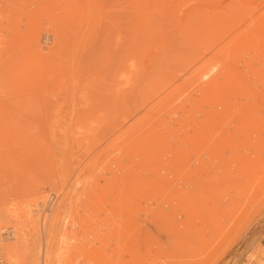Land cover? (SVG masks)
Listing matches in <instances>:
<instances>
[{"label": "rangeland", "instance_id": "obj_1", "mask_svg": "<svg viewBox=\"0 0 264 264\" xmlns=\"http://www.w3.org/2000/svg\"><path fill=\"white\" fill-rule=\"evenodd\" d=\"M261 13L264 14V0H0V219H7L11 214L8 217L6 214L12 211L21 215L30 213L38 232L36 264H40L44 254L47 257L48 248L52 264L262 263L264 123L254 131L253 126L240 129L235 117L237 108L240 112L244 110L243 106L251 104L253 97L255 112L264 113ZM252 25L256 28L251 30ZM255 32L261 35L260 40ZM249 34L253 37H248ZM44 35L49 37L46 42ZM256 44L262 49L256 48ZM197 54V61L185 68ZM117 67L123 68L118 71ZM211 75H216V81L213 89L207 91L214 92H209L212 95L206 92L204 96L206 90L201 87H205ZM215 82L222 84H217V88ZM163 85L150 101H142L146 93ZM220 88L225 89L223 94L227 96L220 98L222 94L216 92ZM173 89L176 90L170 94ZM237 96L240 100H234ZM163 98L167 100L162 101ZM195 98L203 100L197 99V103ZM226 98L236 102L235 111V106L229 107L234 103L226 102ZM239 103L244 105L241 107ZM221 105H228L233 112L226 110V114H221ZM168 124L173 129L169 130ZM156 129L168 133L161 142L158 141L161 136L158 140L149 136ZM196 133L203 134L198 137ZM251 134L260 136L256 144L249 138ZM148 138L152 142L155 139L159 147L154 152L149 143L154 153L144 156L140 149L151 150L146 145ZM195 140L202 142L196 141L197 156L205 157L199 148L213 145L220 156L223 152L224 159L228 158L227 163L223 158L221 162L195 158L196 153L188 149L194 147ZM184 142L192 143L184 146L188 154L182 147ZM1 147L7 153H2ZM182 168L183 172H177ZM109 179H114L113 183ZM243 189L247 190L245 196ZM51 193L56 200L45 215L47 224L42 231L40 200L45 203ZM252 196L254 201L248 200ZM238 197L248 200L246 213L239 211L243 207L233 208ZM161 201H166L165 207ZM28 203L29 208L26 206L22 211V205ZM158 204L164 208V222L160 223V218L158 223L164 224L165 232L162 233L160 225L151 224L148 230L154 236L147 230L150 239L144 235L146 231L143 234L141 225L144 216L153 217L156 207L161 209ZM13 206L19 209H10ZM229 212L234 218L231 215L232 220L224 223ZM133 215L138 222L132 219ZM130 221L135 229L127 227L135 231L134 235L131 231L127 234L132 238L127 239L129 236L123 233L122 237L118 235L123 224ZM214 227L220 229L219 233L211 241H204L207 231ZM133 238L139 244L136 245L140 253L136 254L140 257L130 255L133 250L122 249L124 244L128 248L129 243L135 248ZM120 239L126 242L122 244ZM5 245L0 241L4 257L12 261L7 257Z\"/></svg>", "mask_w": 264, "mask_h": 264}, {"label": "bare ground", "instance_id": "obj_2", "mask_svg": "<svg viewBox=\"0 0 264 264\" xmlns=\"http://www.w3.org/2000/svg\"><path fill=\"white\" fill-rule=\"evenodd\" d=\"M250 12H252V11H250ZM246 13H247V12H245L244 14H245L246 16H248V14H246ZM249 14H250V13H249ZM261 15H262L261 18H260V16H259V19H260V20H261V19H264V14L261 13ZM257 19H258V18H257ZM257 19H255V20H257ZM242 20H243V19H242ZM260 20H259V21H260ZM253 22H255V21H253ZM256 22H258V20H257ZM260 22H261V21H260ZM258 23H259V22H258ZM251 24H253V23H251ZM251 24H250V26H251ZM259 24H260V27H261V26H262L261 23H259ZM253 25L255 26L256 23H254ZM253 25H252L253 28L251 27V30L254 29V28H256V27H254ZM257 26H258V28H259V25H258V24H257ZM232 27H233V26H232ZM248 27H249V26H248ZM229 29H230V28H229ZM262 29H264V27H262ZM262 29H261V30H262ZM231 30H232V29H231ZM258 30H259V29H258ZM227 31H228V30H227ZM229 32H230V31H228V33H229ZM252 32H254V31H252ZM258 32H259V31H258ZM221 33H222V31H221ZM256 34H257V33L255 32V35H256ZM252 35H254V34L252 33ZM252 35L249 34L248 37H250V36H252ZM258 35H259V34H258ZM258 35H256V36H258ZM240 36H242V35H240ZM260 36H261V35H260ZM260 36H258V37H259V40L261 39ZM43 37H44L43 40H44L45 42H46V41L48 40V38H49L48 35H46L47 38H45V35H44ZM252 37H253V36H252ZM261 37L264 38V35H262ZM237 39H238V38H237ZM242 39H244V37H243ZM246 39L249 40L250 38H247V37H246ZM246 39H245V40H246ZM215 40H216V38H215ZM238 40H239L240 42L243 41V40H242V41L240 40V37H239ZM239 41H238L237 44L235 43V46L239 44ZM250 41H251V40H250ZM260 41H264V39H262V40H260ZM231 42H233V41H231ZM236 42H237V41H236ZM247 42H249V41H246V44H247ZM251 42H253V41H251ZM251 42H250V43H251ZM258 42H259V41H258ZM229 43H230V42H229ZM244 43H245V41H244ZM244 43H243V44H244ZM250 43H248V46H250ZM261 43L264 44V42H261ZM210 44H212V43H210ZM210 44H209V46H210ZM227 44H228V43H227ZM227 44H226V45H227ZM230 44H231V43H230ZM230 44L228 45V46H230L229 48L233 49V48H232V45H230ZM232 44H233V43H232ZM240 44H242V43H240ZM246 44H245V46H247ZM252 44H254V43H252ZM257 44H258V43H257ZM257 44H256V48H260V50H261L262 48H261V47H257ZM226 45H225V47H226ZM254 45H255V44H254ZM254 45H253V46H254ZM259 45H261V44H259ZM242 46H243V45H242ZM248 46H247V47H248ZM253 46H252V47H253ZM233 47H234V46H233ZM237 47H238V46H237ZM254 47H255V46H254ZM206 48H207V47H206ZM223 48H224V47H223ZM223 48H222V49H223ZM227 48H228V47H227ZM242 48H243V47H241V45H240V49H241V50H242ZM250 48H251V46H250ZM243 49H244V48H243ZM251 49H254V48H251ZM250 51H252V50H250ZM249 53H250V52H249ZM257 53H258V52H257ZM257 53H256V54H257ZM200 54H202V53H200ZM200 54H199V55H200ZM259 54H260V53H259ZM259 54H258V55H259ZM258 55H257V57H258ZM260 55H261V54H260ZM253 56H254V55H253ZM198 57H199V56H198V54H197V55L195 56V58H193L192 60H190V61L188 62L189 64L186 65L187 67H186V66H184V67H185V68H188V65H192V64H190V63H191V62L193 63V62L197 61ZM261 57H264V54H262ZM261 59H262V58H261ZM184 65H185V64H184ZM120 68H123V67H117L116 70L118 69V71H119ZM185 68H183V69H185ZM181 69H182V68H181ZM220 70H221V69H220ZM225 70H226V69H225ZM213 71H214V70H213ZM182 72H183V70H182ZM212 73H213V72H212ZM212 73H211V74H212ZM215 73H216V72H215ZM218 73H220V72H218ZM216 74H217V73H216ZM221 74H222V73H221ZM208 76H209V75H208ZM211 76H212V75H211ZM214 76H216V75H214ZM214 76H212L211 78L209 77L210 80H207V82L204 84L205 87H201V86H200L201 88H205V90H206V91H204L205 93H203L204 96H205L206 92H208V93H209V92H210V93L214 92V91H207V89H211V88H212L214 80L216 81V79L214 78ZM218 76H220V75L218 74ZM172 78H173V77H172ZM172 78H171V79H172ZM206 78H207V77H206ZM206 78H205V79H206ZM222 78H223V77H222ZM224 78H225V77H224ZM168 79H169V77H168ZM168 79H167V83L170 84V81H168ZM218 79H219V78L217 77V80H218ZM203 80H204V79H203ZM228 80H229V79H228ZM219 81H220V80H219ZM223 81L225 82L226 80H223ZM163 82H164V81H163ZM217 82H218V81H217ZM225 83H227V82H225ZM160 84H161V83H160ZM165 84H166V83H164V85H165ZM210 84H211V85H210ZM215 84H216V82H215ZM215 84H214V85H215ZM217 84L219 85V84H222V83H217ZM217 84H216V85H217ZM228 84H229V83H228ZM161 85H162V84H161ZM164 85H163L162 87H160L159 89H157V90H151V91L148 92V94L146 93V96L144 97V100H142V101H145V100H147V99L149 100V98H153L152 96L155 95L156 92L160 91V89L162 90V88H164ZM197 85H198V84H195L194 87H197ZM206 85H208V88H207ZM209 85H210V86H209ZM216 85H215V87L218 86V85H217V86H216ZM226 85H227V84H226ZM232 85H233V83H232ZM232 85H231V86H232ZM200 87H199V88H200ZM210 87H211V88H210ZM215 87H214V88H215ZM220 87H221V86H220ZM223 87H224V86H223ZM199 88H198V89H199ZM217 88H219V86H218ZM217 88H215V89H217ZM224 88H225V87H224ZM224 88H222V90H221V88H220L219 90L216 91L217 94H220V93L222 94V95L220 96V98H221V97L223 98V96H227V95H224V94H223V93H224V90L226 89V88H225V89H224ZM155 89H156V88H155ZM176 89H177V87H176ZM176 89H173V90L170 92V94L173 93V91H175ZM193 89H194V88H193ZM212 89H213V88H212ZM212 89H211V90H212ZM229 89H231V88H229ZM199 90H201V89H199ZM202 90H203V89H202ZM195 91H196V90H194V92H195ZM220 91H221V92H220ZM218 92H219V93H218ZM158 93H159V92H158ZM180 93L182 94V92H180ZM198 93H199V92H197V94H198ZM210 93H209V94H210ZM227 93H228V92H227ZM261 93H262V92H261ZM200 94H201V96H202V93H201V92H200ZM217 94H216V95H217ZM238 94H239V93H238ZM258 94H259V93H258ZM262 94H264V93H262ZM156 95H157V93H156ZM156 95H155V96H156ZM178 95H179V93H178ZM178 95H177V96H178ZM192 95H193V94H192ZM192 95H191V96H192ZM210 95H212V94H210ZM213 95H214V93H213ZM236 95H237V92H236ZM239 95H240V94H239ZM172 96L174 97V96H176V95H172ZM185 96H186V95H185ZM191 96H190V97H191ZM199 96H200V95H199ZM218 96H219V95H218ZM233 96H234V95H233ZM240 96H241V95H240ZM165 97H166V96H165ZM167 97H168V96H167ZM167 97H166V98H167ZM180 97H181V96H180ZM183 97H184V96H182V98H183ZM190 97H189V98H190ZM202 97H203V96H202ZM212 97H213V96H212ZM214 97H216V96L214 95ZM237 97H239V96H237ZM241 97H243V96H241ZM257 97H259V96H257ZM166 98H165V99H166ZM170 98H171V97H170ZM182 98H181V99H182ZM231 98H232V97H231ZM231 98H230V99H231ZM234 98H236V97H234ZM243 98H245V97H243ZM253 98L255 99V97H253ZM165 99H164V98H163V100L160 99V101H161V100L164 101ZM171 99H172V98H171ZM171 99H169V101H170ZM183 99H184V98H183ZM190 99H191V98H190ZM190 99H189V100H190ZM197 99H201V98H197ZM197 99L195 98V101H196V102L198 101ZM203 99H204V97H203ZM203 99H201V100H203ZM210 99H211V98H210ZM216 99H217V97H216ZM226 99H227V98H226ZM230 99H229V100L227 99L226 102H233V103H234V101H233V100H230ZM237 99L240 100V97H239V98H236V99H234V100H237ZM251 99H252V98H251ZM254 99H253V100H254ZM166 100H167V99H166ZM204 100H205V99H204ZM212 100H213V99H212ZM218 100H219V98H218ZM224 100H225V99H224ZM242 100H244V99H242ZM246 100H247V99H246ZM248 100H249V99H248ZM248 100H247V102H249ZM253 100L251 101V104H250V102H249V104L246 105V106H248V109H247L246 106H243L245 109L242 110V111H244V112H242V111L240 112V110H239L240 108H237L238 110H236V111H238V112H237L238 114L235 112V117H236V119H237L236 122H237V125L240 127V129H246V128L249 127V126H253L252 129H251V131H254L258 126H260L262 123H264V113H261L262 111L259 112V113H261V114H259L258 112H255L256 107H255V104H254V101H253ZM149 101H150V100H149ZM149 101H148V102H149ZM160 101H159L158 103H160ZM162 101H161V103H162V105H164ZM180 101H181V100H180ZM184 101H185V100H184ZM199 101H200V100H199ZM205 101H206V100H205ZM208 101H210V100L208 99ZM216 101H217V100H216ZM221 101H222V99H221ZM257 101H258V100H257ZM257 101H256V102H257ZM178 102H179V100H178ZM178 102H177V103H178ZM182 102H183V101H182ZM185 102H186V101H185ZM185 102H184L183 104H185ZM193 102H194V101H193ZM200 102H202V101H200ZM200 102H199V103H200ZM206 102H207V101H206ZM210 102H211V101H210ZM259 102H260V105H261V104H262L261 101H259ZM259 102H257V104H258ZM140 103H141V102H140ZM180 103H181V102H180ZM187 103H188V102H187ZM189 103H190V102H189ZM197 103H198V102H197ZM207 103H208V102H207ZM207 103H206V104H207ZM235 103H236V102H235ZM235 103H234V104H230L229 107H231V105H232L231 108L233 109V106H235ZM181 104H182V103H181ZM203 104H204V102H203ZM217 104H218V103H217ZM219 104H220V103H219ZM221 104H222V103H221ZM226 104H228V103H226ZM237 104H238V101H237ZM239 104H240V106H241L242 103H239ZM245 104H246V103H245ZM155 105H157V103H156ZM155 105H154V106H155ZM193 105H194V104H193ZM201 105H202V104H201ZM242 105H244V104H242ZM135 106H137V105L135 104ZM157 106H158V105H157ZM188 106H190V105H188ZM216 106H218V105H216ZM240 106H239V107H240ZM256 106H257V105H256ZM151 107H153V106H151ZM151 107H150V108H151ZM161 107H162V106H160L159 109H160ZM182 107H183V106H182ZM209 107H210V106H209ZM223 107H224V109H223ZM229 107H228V105H227V107H225V105H224V106L221 105V107H220L221 110L219 109V110H220L219 112H222L221 114H223L224 112L227 113L226 110H228L229 113H230V112H231V108H229ZM241 107H242V106H241ZM260 107H261V106H260ZM157 108H158V107H157ZM157 108H156V110H157ZM186 108H187V107H186ZM235 108H236V106L234 107V111H235ZM254 108H255V109H254ZM257 108H259V105H258ZM262 108H264V106H262ZM125 109H127V108H124V111H127V110H128V109H127V110H125ZM148 109H149V108H148ZM152 109H153V108H152ZM154 109H155V108H154ZM159 109H158V110H159ZM165 109H166V108H165ZM167 109H168V107H167ZM216 109H218V107H217ZM260 109H261V108H260ZM260 109H259V110H260ZM161 110H163V109H161ZM119 111L122 112L121 109H120ZM119 111L116 112V113L119 114ZM168 111H169V110H168ZM204 111H205V110H204ZM154 112H155V111H154ZM158 112H159V111H158ZM232 112H233V110H232ZM232 112H231V113H232ZM123 113H124V112H123ZM226 113H224V114H226ZM231 113H230V114H231ZM239 113L241 114V116H240ZM257 113H258V114H257ZM149 114H150V113H149ZM149 114H148V115H149ZM151 114H152V113H151ZM166 114H168V112H167ZM113 115L116 116L115 113H114ZM120 115H121V114H120ZM122 115H123V114H122ZM125 115H127V113H126ZM145 115H146V114H145ZM160 115H161V114H160ZM143 116H144V115H143ZM155 116H156V115H155ZM226 116H227V115H226ZM232 116H233V115H232ZM238 116L241 117V118H239ZM110 117H111V116H110ZM118 117H119V116H117V118H118ZM149 117H150V115H149ZM152 117H153V115H152ZM160 117H161V116H160ZM106 118H108V117H106ZM153 118H155V117H153ZM233 118H234V117H233ZM238 118H239V119H238ZM150 119H151V118H150ZM144 120H146V119H144ZM144 120H143V121H144ZM148 120H149V119H148ZM159 120H160V118H159ZM171 120H172V119H171ZM138 121H139V120H138ZM154 121H156V120H154ZM163 121H166L165 118H164ZM163 121H161V122H163ZM149 122H150V120H149ZM151 122H152V121H151ZM45 123H46V122H45ZM118 123L120 124V121H119ZM134 123H135V122H134ZM163 123H164V122H163ZM165 123H166V122H165ZM146 124H147V123H146ZM174 124H175V123H174ZM174 124H173V125H174ZM150 125H151V123H150ZM153 125H154V124H153ZM161 125H162V124H161ZM168 125H169V124H168ZM131 126H132V125H131ZM146 126H147V125H146ZM158 126H159V125H158ZM262 126H264V125H262ZM50 127H51V126H50ZM52 127H54V126H52ZM143 127H144V126H143ZM152 127H153V126H152ZM155 127H157V126H155ZM155 127H154V129H155ZM159 127H160V126H159ZM162 127H163V126H162ZM164 127H165V126H164ZM171 127H172V125H171ZM147 128H148V127H147ZM157 128H158V127H157ZM168 128H170V125H169ZM176 128H177V127H176ZM176 128H175V129H176ZM258 128H259V127H258ZM54 129H55V128H54ZM132 129H134V128H132ZM158 129H159V128H158ZM158 129L155 130V133H157L156 135L160 134V132H161L162 134L156 136L155 133L152 131L153 134H152V132H151L150 135H149V134H148V135H149V136H152V139H153V137H154V138H155V137H156V138L159 137V139H160V136H161L162 139L158 140V138H157V140L161 142L162 140H164V137H166L165 135H168V133L166 134L167 131H166V132H165V131L157 132V131L160 130V129H159V130H158ZM161 129H162V128H161ZM171 129H173V128H170L169 130H171ZM177 129H179V128H177ZM183 129H184V126H183ZM141 130H142V128H141ZM143 130H144V129H143ZM143 130H142V131H143ZM145 130H146V129H145ZM149 130H150V129H149ZM163 130H166V129L163 128ZM169 130H168V132H169ZM136 131H137V130H136ZM150 131H151V130H150ZM179 131H180V130H179ZM54 132H55V131H54ZM56 132H59V131H56ZM91 132H92V131H91ZM113 132H114V131H113ZM126 132H127V130H126ZM137 132H138V131H137ZM164 132H165V133H164ZM173 132H174V130H173ZM50 133H51V132H50ZM139 133H140V132H139ZM189 133H190V132H189ZM51 134H52V133H51ZM57 134H58V133H57ZM74 134H75V133H74ZM74 134L72 133L73 136H75ZM77 134H78V133H77ZM79 134H80V133H79ZM82 134H83V133H82ZM140 134H141V133H140ZM164 134H165V135H164ZM169 134H170V133H169ZM176 134H177V133H176ZM196 134H197V133H196ZM201 134H203V133H199V134H197V136L200 137ZM248 134H249V133H248ZM248 134H247V135H248ZM261 134L264 135V133H261ZM69 135H70V134H69ZM85 135H86V134H85ZM85 135H84V136H85ZM102 135H103V134H102ZM124 135H125V134H124ZM128 135H129V134H128ZM130 135H132V132H131ZM137 135H138V133H137ZM145 135H146V134H145ZM145 135H143V136H145ZM173 135H174V133H173ZM55 136H56V135H55ZM59 136H60V134H59ZM59 136H58V137H59ZM140 136H141V135H140ZM171 136H172V135H171ZM176 136H177V135H176ZM253 136H256V137H253ZM253 136H252V134H251L249 138H250V139L252 138V139L254 140L255 144H256V142H257L256 140H258L260 136L257 135V134H256V135H253ZM86 137H87V136H86ZM93 137H94V136H93ZM93 137H92V139H93ZM96 137H97V136H96ZM134 137H135V136H134ZM137 137H138V136H137ZM137 137H136V139H137ZM174 137H175V136H174ZM222 137H223V136H222ZM47 138H48V137H47ZM51 138H52V137H51ZM73 138H74V137H73ZM124 138H125V137H124ZM126 138H127V137H126ZM126 138H125V139H126ZM150 138H151V137H150ZM150 138L147 139L149 142H148V143L146 142V145H147V147H148L149 149L151 148V146H152V147L154 146V147H153V148H154V152H156L155 147H159V146H158V145H155V139H154V142H152V141L149 140ZM76 139H77V138H76ZM81 139H82V138H81ZM83 139H84V138H83ZM128 139H129V138H128ZM138 139H140V138H138ZM138 139H137V140H138ZM143 139H144V138H143ZM143 139H142V140H143ZM166 139H168V138H165V140H166ZM199 139H201V138H199ZM55 140H56V139L54 138V141H55ZM57 140H58V139H57ZM77 140H78V139H77ZM90 140H91V139H90ZM117 140H118V139H117ZM120 140H121V139H120ZM120 140H119V141H120ZM132 140H133V139H132ZM168 140H169V139H168ZM173 140H175V139H173ZM36 141H37V140H36ZM78 141H79V140H78ZM93 141H94V140H93ZM93 141H91V142H93ZM104 141H105V140H104ZM114 141H116V140H114ZM127 141H128V140H127ZM129 141H130V140H129ZM134 141H135V140H134ZM144 141H145V139H144ZM144 141H143V142H144ZM171 141H172V140H171ZM181 141H182V140H181ZM181 141H180V142H181ZM183 141H184V140H183ZM196 141H197V140H195V142H192V143H195V144H194V147H195V148L192 147L193 145H192V143H190V142H188L189 145H186L185 142H184L185 145L182 143V147H183V149H184V146L187 147V146H191V145H192L191 147H188V149L191 148L192 151H191V149H189L190 151H189V150H188V151H189L190 153L192 152L193 154L196 153V154H195L196 156L194 155L195 158L197 157V159H203V160L208 161V162H211V160H212V162H213V159H214V161H215V160H216V161H220V160H222V158H223V159L225 158V157H224L225 155H223V152H222V156H220L221 154H220V152H219V149L216 148V146H215V148H216L217 150H216V149L214 150L213 145L208 146V144H206V145L208 146V148H207V147L204 148L203 146H201V147H203V148H199V149H201L202 152L205 154V157H204V156H203V157L201 156V155H203V154H201V155L199 154L200 156H197V151H195V150H198V146L196 145ZM200 141H201V140H199V142H200ZM202 141H203V140H202ZM205 141H208V140H205ZM224 141H225V140H224ZM260 141H261V140H260ZM38 142H39V141H38ZM52 142H53V140H52ZM55 142H56V141H55ZM74 142H75V141H74ZM82 142H83V141H82ZM135 142H136V141H135ZM156 142H157V141H156ZM160 142L158 143L159 145H160ZM197 142H198V141H197ZM199 142H198V143H199ZM225 142H226V144H227L228 141H225ZM225 142H224V143H225ZM79 143H80V142H79ZM111 143H112V142H111ZM114 143H115V142H114ZM121 143H122V142H121ZM136 143H137V142H136ZM140 143H141V142H140ZM149 143H151V146H150V147L148 146ZM172 143H173V142H172ZM186 143H187V142H186ZM200 143H202V142H200ZM91 144H94V143H91ZM105 144H106V143H105ZM123 144H124V143H123ZM210 144H211V143H210ZM226 144H225V145H226ZM257 144H258V143H257ZM77 145H78V144H77ZM79 145H80V144H79ZM114 145H116V144H114ZM125 145H126V144H125ZM131 145H132V144H131ZM146 145H145V146H146ZM38 146H39V145H38ZM53 146H54V145H53ZM98 146H99V145H98ZM109 146H110V145H109ZM142 146H144V144H143ZM219 146H220V145H219ZM226 146H227V145H226ZM35 147H36V146H35ZM35 147H34V148H35ZM57 147H58V146H57ZM100 147H101V146H100ZM106 147H107V146H106ZM112 147H113V146H112ZM116 147H117V146H116ZM137 147H138V146H137ZM186 147H185L184 151L186 150L185 152H187L186 154H188V151H187ZM209 147H210V148H209ZM217 147H218V146H217ZM220 147H221V146H220ZM1 148H2V147H1ZM40 148H41V147H40ZM90 148H91V147H90ZM107 148H108V147H107ZM109 148H111V147H109ZM118 148H119V147H118ZM122 148H123V147H122ZM132 148H133V147H132ZM140 148H141V146H140ZM224 148L226 149L227 147L224 146ZM2 149L4 150V151L1 150L2 153H7V150L5 151L4 147H3ZM100 149H101V148H100ZM102 149H103V148H102ZM113 149H114V148H113ZM130 149H131V148H130ZM138 149H139V148H137V150H138ZM156 149H157V148H156ZM227 149H228V148H227ZM34 150H35V149H34ZM109 150H110V149H109ZM115 150H116V149H115ZM133 150H134V149H133ZM137 150L135 149V150H134V153L137 152V153L140 154V151L138 152ZM140 150H142V151H141V152L143 153L142 155L147 154V153L150 155V154L153 152V149H152V148H151V150H149V151H148V149H147V151H146V149H145L146 152L143 151L144 149H140ZM220 150H221V149H220ZM57 151H58V150H57ZM95 151H96V149H95ZM98 151H99V150H98ZM112 151H114V150H112ZM221 151H222V150H221ZM223 151H224V150H223ZM22 152H23V151H22ZM25 152H27V150H26ZM62 152H63V151H62ZM87 152H88V151H87ZM91 152H92V151H91ZM110 152H111V151H110ZM129 152H130V151L128 150V153H129ZM131 152H132V151H131ZM150 152H151V153H150ZM154 152H153V153H154ZM200 152H201V151H200ZM85 153H86V152H85ZM98 153H99V152H98ZM120 153H122V152L120 151ZM190 153H189V155H191ZM231 153H232V152H231ZM38 154H39V153H38ZM44 154H46V153H44ZM82 154H83V153H82ZM82 154H81V155H82ZM89 154H90V153H89ZM94 154H95V152H94ZM99 154H101V153H99ZM129 154H131V153H129ZM139 154H137V155H139ZM148 154H147V155H148ZM193 154H192V155H193ZM5 155H6V154H5ZM23 155H24V154H23ZM52 155H53V154H52ZM52 155H51V156H52ZM78 155H79V154H78ZM85 155H86V154H85ZM117 155H118V154H117ZM228 155H229V154H228ZM3 156H4V155H3ZM6 156H7V155H6ZM27 156H28V155H27ZM46 156H47V155H46ZM79 156H80V155H79ZM88 156H89V155H88ZM108 156H109V155H108ZM128 156H129V155H128ZM132 156H133V155H132ZM144 156H145V155H144ZM62 157H63V156H62ZM77 157H78V156H77ZM89 157H90V156H89ZM118 157H119V156H118ZM129 157H130V156H129ZM192 157H193V156H192ZM216 157L218 158V160H217ZM230 157H231V155H230ZM26 158H27V157H26ZM79 158H80V157H79ZM95 158H97V157H95ZM95 158H94V159H95ZM106 158H107V157H106ZM138 158H140V156H139ZM215 158H216V159H215ZM231 158H232V157H231ZM50 159H51V158H50ZM50 159H49V160H50ZM67 159H68V158H67ZM100 159H101V158H100ZM107 159H108V158H107ZM109 159H110V158H109ZM125 159H126V158H125ZM132 159H134V158H132ZM136 159H137V158H136ZM229 159H230V158H229ZM62 160H63V159H62ZM112 160H113V158H112ZM112 160H111V161H112ZM227 160H228V158H227V159H224V161H226V163H227ZM70 161H71V159H70ZM72 161H73V160H72ZM75 161H77V160H75ZM78 161H79V160H78ZM94 161H95V160H94ZM119 161H120V160H119ZM143 161H144V160H143ZM143 161H142V162H143ZM224 161H222V163H223ZM90 162H91V161H90ZM92 162H93V161H92ZM107 162H108V161H107ZM132 162L134 163V161H132ZM136 162H137V161H136ZM220 162H221V161H220ZM69 163H70V162H69ZM73 163L75 164L74 161H73ZM118 163H120V162H118ZM121 163H122V162H121ZM71 164H72V163H71ZM84 164H85L86 166L88 165V163H87V164L84 163ZM102 164H103V163H102ZM130 164H131V166L133 165L132 163H130ZM65 165H67V164H65ZM98 165H99V164H98ZM67 166H68V165H67ZM100 166H101V165H100ZM100 166H99V167H100ZM119 166H120V165H119ZM127 166H128V165H127ZM65 167H66V166H65ZM73 167H74V166H73ZM76 167H77V166H76ZM92 167H93V166H92ZM122 167H123V164H122ZM184 167H185V166H184ZM62 168H63V167H62ZM120 168H121V167H120ZM132 168L135 169V167H133V166H132ZM132 168H131V169H132ZM185 168H186V167H185ZM185 168H184V169H185ZM189 168H190V167H189ZM189 168H187L186 170H188ZM108 169H109V168H108ZM128 169H129V167H128ZM134 169H133V170H134ZM113 170H114V169H113ZM125 170L128 171L127 169H125ZM133 170H132V171H133ZM175 170H176V169H175ZM95 171H96V170H95ZM107 171H108V170H107ZM121 171H123V170H121ZM179 171H180V172H179ZM79 172H80V171H79ZM85 172H86V171H85ZM128 172H129V171H128ZM177 172H179V173L183 172V168H182V171H181L180 169H177ZM107 173H108V172H107ZM113 173H114V172H113ZM121 174H122V173H121ZM177 174H178V173H177ZM93 175H94V174H93ZM123 175H124V174H123ZM85 176H86V175H85ZM87 176H88V175H87ZM91 176H92V175H91ZM106 176H107V175H106ZM111 176H112V174H111ZM113 176H114V175H113ZM109 177H110V176H107V178H109ZM76 178H77V177H75V179H76ZM107 178H106V179H107ZM117 178H118V177H117ZM81 179H82V178H81ZM109 180H110V179H109ZM113 180H114V179H113ZM113 180H112V181L110 180V182L113 183ZM118 180H119V179H118ZM74 181H75V180H74ZM107 181H108V180H107ZM250 181H252V180H250ZM253 181H254V180H253ZM104 182H105V178H104ZM76 183H77V182H76ZM108 183H109V182H106L107 185H110V183H109V184H108ZM251 183L254 184V182H251ZM101 184H102V183H101ZM114 184H115V183H114ZM135 184H136V183H135ZM112 185H113V184H112ZM118 186H119V185H118ZM137 186H138V185H137ZM251 186H252V185H251ZM251 186H250V187H251ZM99 187H100V186H99ZM114 187H116V186H114ZM127 187H128V185H127ZM96 188H97V187H95V189H96ZM118 188H119V187H118ZM98 189H99V188H98ZM100 189H101V188H100ZM110 189H111V188H110ZM42 190H43V189H42ZM103 190H104V189H103ZM111 190H112V189H111ZM98 191H99V190H98ZM116 191H117V190H116ZM133 191H134V190H133ZM133 191H132V192H133ZM135 191H136V190H135ZM246 191H247L246 189H243V196H245L244 194H246V193H245ZM249 191H250V189H249ZM109 192H110V191H109ZM111 192H112V191H111ZM123 192H124V191H123ZM150 192H151V191H150ZM155 192H156V190H155ZM162 192H163V191H161L160 194H161ZM102 193L107 194L106 192H103V191H102ZM114 193H115V192H114ZM129 193H130V192H129ZM136 193H137V191H136ZM152 193H153V192H152ZM157 193H158V192H157ZM157 193H155V194H157ZM252 193H253V192H252ZM123 194H124V193H123ZM123 194H122V195H123ZM125 194H126V196H128L126 191H125ZM125 194H124V195H125ZM141 194L143 195L142 192H141ZM250 194H251V193H250ZM51 195H52V194H50L49 198L45 201V203H44V201L40 200V204L42 205V209H41V213H42V217H41V228H42V231L45 229V226H46V224H47V222H46L47 220L45 221V215L48 214V213L50 212L51 207H52V205H53V204L51 205L50 202H49V199H51ZM53 195H55V194L53 193ZM90 195H91V194H90ZM135 195H136V194H135ZM92 196H94V195H92ZM92 196H91V197H92ZM105 196H106V195H104V197H105ZM130 196H131V195H130ZM150 196H151V195H150ZM152 196H154V194H153ZM157 196H158V195H157ZM164 196H166V195L163 193V197H164ZM98 197H99V196H98ZM106 197H107V196H106ZM120 197H121V196H120ZM158 197H159V196H158ZM161 197H162V196H161ZM53 198H54V197H53ZM150 198H151V197H150ZM155 198H156V197H155ZM155 198H154V199H155ZM159 198H160V197H159ZM159 198H158V199H159ZM165 198H166V197H165ZM240 198H241V197H238V198H236V199L234 200L233 208H242V207H243V208L240 209L239 211H241L242 213H244V212L246 213V211H247L246 208H248V205H250V204H248V200H253V196L250 197L248 200H245V199H244L245 197L242 198V199H244V200H240ZM251 198H252V199H251ZM98 199H99V198H98ZM124 199H125V198H124ZM246 199H247V198H246ZM55 200H56V199H55ZM90 200H91V199H90ZM101 200H102V199H101ZM115 200H116V199H115ZM126 200H127V199H126ZM129 200L131 201V199H128V201H129ZM151 200H153V198H152ZM239 200H240V202H239ZM92 201H94V200L92 199ZM98 201H99V200H98ZM109 201H110V200H109ZM132 201H134V199H132ZM156 201H157V200H156ZM253 201H254V200H253ZM253 201H249V203H250V202H253ZM87 202H88V201H87ZM101 202H102V201H101ZM103 202H105V200H104ZM112 202H113V200H112ZM117 202H119V201H117ZM165 202H166V201H164V202L161 201V205H163V203H164V206H163V207H165ZM20 203H24V202H21V201H20ZM30 203H31V202H30ZM92 203H93V202H92ZM99 203H100V202H99ZM106 203H107V202H106ZM134 203H135V202H134ZM176 203L178 204V202H176ZM28 204H29V203H28ZM28 204H24V205L19 204V205H22V207H21V208H22V211H23V208H25L26 206H27V207L30 206V204H29V205H28ZM88 204H89V203H88ZM104 204H105V203H104ZM114 204H115V203H114ZM114 204H111V205L115 206ZM130 204H132V203L130 202ZM152 204L154 205V203H152ZM177 204H175V205H177ZM247 204H248V205H247ZM19 205H18V206H19ZM37 205L39 206V204H37ZM86 205H87V204H86ZM89 205H90V204H89ZM94 205H97V204H94ZM98 205H99V204H98ZM120 205H121V204H120ZM122 205H123V204H122ZM137 205H138V204H137ZM158 205H160V204H158ZM161 205H160V208L163 210V212H162L161 209H160V210L158 209V208H159V206H158V207H156V208H157L159 211L155 208V209H156V210H155L156 213H154L155 211L153 212V213H154V214H153L154 216L152 215L153 217L150 216V218H148V217L144 216V218H143V219H144V223H142V225H141V228L144 227V230H143V228H142V230H143V234H144V231H146L144 235H147V234L150 233V230H148V227L151 226V224H152V225L155 224L154 226H156V224H157L158 226L160 225V226H161V229H162V230H161L162 233L165 232L164 224L161 225V224L158 223V219H159V222H160V220L162 219L160 223H163V222H164V221H163V219H164V217H163V216H164V215H163V214H164V208L161 207ZM38 206H37V207H38ZM91 206H92V205H91ZM130 206H131V205H130ZM27 207H26V208H27ZM95 207H96V206H95ZM97 207H98V206H97ZM97 207H96V208H97ZM123 207H124V206H123ZM11 208H13V209L15 210V209H17L18 207L16 208V206H13V207H10V209H11ZM19 208H20V206H19ZM19 208H18V209H19ZM28 208H29V207H28ZM30 208H31V207H30ZM113 208H114V207H113ZM136 208H137V206H136ZM103 209H104V208H103ZM114 209H115V208H114ZM142 209H143V207H142ZM26 210L28 211V209H26ZM26 210H25V211H26ZM32 210H34V209H32ZM32 210H30V211H32ZM87 210H88V209H86V212L89 211V210H88V211H87ZM104 210H105V209H104ZM104 210H103V211H104ZM125 210H126V208H125ZM129 210H130V209H129ZM140 210H141V209H140ZM140 210H139V211H140ZM153 210H154V209H153ZM153 210H151V212H152ZM111 211H113V210H111ZM122 211H123V210H122ZM137 211H138V210H137ZM142 211H143V210H142ZM157 211H158V213L161 211V213L158 214ZM239 211H237L238 214H240ZM32 212H33V211H32ZM126 212H127V210H126ZM130 212H131V214L133 213L131 210H130ZM134 212L136 213L135 210H134ZM230 212H231V211H230ZM230 212L227 214L226 218L224 219V221H223L224 223L227 222L228 220H232L231 215H232L233 213H230ZM19 213H20V212H19ZM19 213H18V212H13V211H12L11 213H7V214H6V217H8V215L10 216V214H11L10 217H8L7 219H4V218H3V219H0V236H1L0 241H1L3 244H4V243L6 244V245H5V249H6V254L8 255L7 257H9V259L11 258V260H12L11 262H13L14 264H16V263H17V264H36L37 261H35V260H36L35 242H36L37 239H38V232H37V229L35 228L36 226H35V223H34V219L31 218V215H30L29 212H24L22 215L19 214ZM33 213H34V212H33ZM89 213H91V210H90ZM89 213H88L87 216H90ZM135 213H134V214H135ZM235 213H236V212H235ZM39 214H40V213H39ZM86 214H87V213H86ZM139 214H140V213H139ZM139 214H138L137 216H139ZM155 214H156V215H155ZM157 214L159 215L158 218H157V216H158ZM238 214H237V216H238ZM117 215H119V214H117ZM122 215H124V214H122ZM128 215H129V213H128ZM135 215H136V214H135ZM135 215H133L132 219L135 218ZM140 215H141V214H140ZM160 215H162V216H160ZM84 216H85V215H84ZM110 216H111V215H110ZM110 216H109V217H110ZM125 216H126V215H125ZM137 216H136V217H137ZM237 216H236V214H235V217H237ZM242 216H243V215H242ZM128 217H129V216H128ZM130 217H131V216H130ZM232 217H233V215H232ZM88 218H90V217H88ZM111 218L113 219L112 216H111ZM151 218H153V219H151ZM160 218H161V219H160ZM233 218H234V217H233ZM239 218H240V217H239ZM85 219H86V218H85ZM132 219H131V220H132ZM135 219H136L137 222H138V218H135ZM135 219H133V220H135ZM140 219H142V218L140 217ZM154 219H155V221H157L156 223H153V222H154V221H153ZM110 220H111V219H110ZM117 220H118V219H117ZM113 221H114V220H113ZM150 221H151V222H150ZM134 222H135V221H134ZM137 222H136V223H137ZM141 222H142V221H141ZM149 222H150V225H149ZM223 222H222V225H223ZM115 223H116V222H115ZM111 224H112V223H111ZM111 224H110V225H111ZM122 224H123V223H122ZM137 224H138V223H137ZM123 225H124V227H127V225H128L129 228H130V226H132V227L134 226V225L131 223V221H130V223H126V222H125V224H123ZM125 225H126V226H125ZM139 225H140V223H139ZM121 226H122V225H121ZM124 227H121L122 229L120 228V231H122V232L118 231V232L120 233V234L118 233V235L121 236V234L123 233L124 236H125V234H126V236H127V235H128V234H127V233H128L127 231H131V230H132V227H131V230H130L128 227H127V228H124ZM123 228H124V229H123ZM157 228H159V227H157ZM79 229H80V228H79ZM114 229H115V228H114ZM114 229H113V231H114ZM125 229H127V230H125ZM133 229H135V228L133 227ZM142 230H140V231H142ZM147 230L149 231V233H148ZM158 230H159V229H158ZM77 231H78V229H77ZM109 231H110V230H109ZM134 231H135V230L131 231V235H134ZM219 231H220L219 228H216V227H214V228H210L209 231H207V233H206L207 235H205V238H204L205 240H204V241H207V242L211 241V238H212V237H215V236L219 233ZM124 232H125V233H124ZM132 232H133V234H132ZM156 232H157V231H156ZM4 233H7V234H6V236L8 237L7 242H5V240L2 239V235H3ZM110 233H111V232H110ZM112 233H113V232H112ZM116 233H117V230H116ZM116 233H115V234H116ZM123 234H122V235H123ZM155 234H156V233H155ZM116 235H117V234H116ZM116 235H115V236H116ZM131 235H130V236L128 235L129 238L127 237V239H131V238H132ZM144 235H142V236H144ZM149 235L152 236L153 233H150ZM149 235H147V236L149 237ZM126 236H125V237H126ZM153 236H154V235H153ZM153 236H152V237H153ZM155 236H156L157 238H159L158 235H155ZM159 236H160V235H159ZM116 237H117V236H116ZM121 237H122V236H121ZM123 238H124V237H123ZM149 238H150V237H149ZM157 238H156V239H157ZM224 238H225V237H224ZM150 239H152V238H150ZM207 239H208V240H207ZM109 240H110V239H109ZM3 241H4V242H3ZM121 241H123V239H120V242H121ZM132 241L135 242V241H136L135 238H133ZM138 241H139V240H138ZM158 241H159V240H158ZM124 242H126V241H123L122 244H124ZM128 242H131V241L128 240ZM140 242H141V241H140ZM143 242L145 243V241H143ZM143 242H142V245L144 244ZM152 242H153V241H152ZM112 243H113V242H112ZM131 243H132V242H131ZM203 243H204V242H203ZM205 243H206V242H205ZM115 244H116V243H115ZM129 244H130V243H129ZM129 244H128V248L126 247L127 244L122 245V246H123L122 249H123L124 251H125V250L127 251L128 249L131 250V251L133 250L134 253H133V254L130 253V255H133V257H135V254H136L137 252H139V250H140V249L138 250V248H139V247H138L139 244L137 243V241H136L135 244L133 243V245L135 246V248L137 247L136 251H134L135 248L131 247V245H129ZM136 244H137L138 246H137ZM107 245H109V244H107ZM119 245H120V244H119ZM144 245H145V244H144ZM146 245H147V242H146ZM110 246H111V243H110ZM115 247H116V245H115ZM115 247H114V248H115ZM120 247H121V246H120ZM142 247H143V246H142ZM0 248H1V247H0ZM132 248H133V249H132ZM145 248H146V247H145ZM115 249H116V248H115ZM141 249H142V248H141ZM1 250H2V249H1ZM137 250H138V251H137ZM143 250H144V249H143ZM115 251H116V250H115ZM131 251H130V252H131ZM1 252H2V254H3V251H1ZM116 252H118V251H116ZM116 252H115V253H116ZM113 253H114V251H113ZM119 253H120V252H119ZM139 253H140V252H139ZM141 253H144V252H141ZM108 254H109V253H108ZM120 254H121V253H120ZM127 254H128V253H126V255H127ZM126 255H125V256H126ZM136 255H137V257L139 256L138 254H136ZM3 256H4V254H3ZM42 256H43V254H42ZM115 256H116V255H115ZM115 256H114V257H115ZM118 256H119V254H118ZM140 256H141V255H140ZM140 256H139V257H140ZM127 257H128V255H127ZM127 257H126V258H127ZM129 257H130V256H129ZM4 258H5V257H4ZM41 258H42V259L40 260V264H52V263L50 262L51 257H50V250H49V248H48V250H47V257H46L45 254H44V256L41 257ZM46 258H47V259H46ZM116 258H117V257H116ZM135 258H136V257H135ZM5 259H6V258H5ZM120 259H121V258H120ZM6 260H7V259H6ZM130 260H131V259H130ZM134 260H135V259H134ZM8 261H10V260H8ZM122 262H123V261H122ZM128 262H129V261H128ZM37 263H38V262H37ZM187 264H188V263H187ZM190 264H193V263H190Z\"/></svg>", "mask_w": 264, "mask_h": 264}, {"label": "built area", "instance_id": "obj_3", "mask_svg": "<svg viewBox=\"0 0 264 264\" xmlns=\"http://www.w3.org/2000/svg\"><path fill=\"white\" fill-rule=\"evenodd\" d=\"M51 194H52V195H51V199H49V202H50V204L52 205V204L55 203V197H54L53 193H51ZM53 197H54V198H53ZM6 234H7V233H4V234L2 235V239H3V240H7V239H8V237L6 236ZM1 251H2V250H1V248H0V264H14L13 262L6 260V259L4 258V256H3V254H2ZM261 264H264V260H262V263H261Z\"/></svg>", "mask_w": 264, "mask_h": 264}]
</instances>
